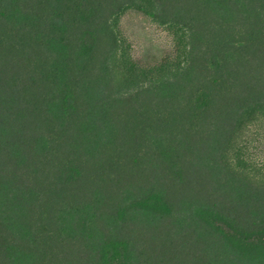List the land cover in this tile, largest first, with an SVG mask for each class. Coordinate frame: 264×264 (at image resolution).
<instances>
[{"label": "trees", "instance_id": "16d2710c", "mask_svg": "<svg viewBox=\"0 0 264 264\" xmlns=\"http://www.w3.org/2000/svg\"><path fill=\"white\" fill-rule=\"evenodd\" d=\"M263 134L264 0H0V264H264Z\"/></svg>", "mask_w": 264, "mask_h": 264}, {"label": "rangeland", "instance_id": "374dc122", "mask_svg": "<svg viewBox=\"0 0 264 264\" xmlns=\"http://www.w3.org/2000/svg\"><path fill=\"white\" fill-rule=\"evenodd\" d=\"M117 30L122 53L139 70L170 72L183 62L187 41L178 27L161 26L130 9L120 16ZM253 154L264 161V134L254 142Z\"/></svg>", "mask_w": 264, "mask_h": 264}]
</instances>
